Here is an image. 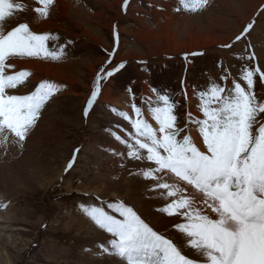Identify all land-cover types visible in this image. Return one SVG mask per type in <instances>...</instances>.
Here are the masks:
<instances>
[{
  "label": "rangeland",
  "instance_id": "obj_1",
  "mask_svg": "<svg viewBox=\"0 0 264 264\" xmlns=\"http://www.w3.org/2000/svg\"><path fill=\"white\" fill-rule=\"evenodd\" d=\"M12 2L22 4L24 10L14 11L0 22V30L7 32L27 23L33 32L57 37L48 41L50 49L64 47V55L57 61L12 59L15 67L10 73H32L28 87L18 86V90L27 94L41 81L63 87L42 109L22 147L11 132L6 133V141L0 136V264H74L89 254L100 261L94 253L100 243L108 241L109 234L100 231L104 234L101 241L90 234L84 237L82 231L89 228L90 219L81 205L92 202L111 213L107 203L119 200L109 199L112 192L124 196L122 201L128 205L141 208L143 216L148 210L158 215L155 223L160 227L167 226L168 220L171 225L166 230L175 232L172 226L183 218L156 211L170 200L163 199L164 190L154 188L156 180L143 177V171L154 165L146 159L128 158L126 147L108 135L109 126L122 137L134 132L112 109L127 110L135 118L131 108L135 103L156 126L144 102L146 95L155 98L150 91L154 88L177 105L174 114L184 127L189 111L202 118L197 111L199 91H206L211 83L229 88L239 82L246 88L244 70L254 71L253 91L257 102H264L260 75L264 72V0H208L194 12L183 10L178 0H130L126 10L124 0H55L47 18L34 11L40 7L37 0ZM48 22L53 26L42 29ZM249 23L253 27L241 35ZM38 25L43 26L39 31ZM193 48H199L194 52L202 55H189L185 60V54L194 53L189 52ZM30 60L51 64L61 73L53 75V68L52 76L38 78L39 73L15 65ZM121 62L125 67L101 82V92L85 118L83 110L97 73ZM102 96L114 97L120 104L104 103ZM257 119H264V113ZM191 134L196 137L197 132ZM104 147L123 153L118 163L106 160ZM76 149L80 151L74 165L66 170ZM163 179L170 182L165 176ZM136 181L147 184L138 195L134 194ZM154 199L161 202L153 206Z\"/></svg>",
  "mask_w": 264,
  "mask_h": 264
},
{
  "label": "snow or ice",
  "instance_id": "obj_2",
  "mask_svg": "<svg viewBox=\"0 0 264 264\" xmlns=\"http://www.w3.org/2000/svg\"><path fill=\"white\" fill-rule=\"evenodd\" d=\"M37 2L40 7L34 11L47 18L55 0ZM207 2L178 0L183 10L193 12ZM128 4L129 0H124L125 10ZM23 10L20 3L0 0V22ZM253 23L244 28L243 34ZM55 39L47 33L33 32L27 23L7 32L0 30V136L5 141L6 133L11 132L22 147L42 109L63 87L41 81L27 94L20 93L18 86L28 87L32 73H10L15 67L10 61L18 57L60 60L64 47H48V41ZM189 55L202 53L185 54V60ZM107 63L111 64V59ZM124 67L125 62H121L109 70L100 69L83 110L85 118L97 101L101 82ZM255 71L260 70L257 67ZM260 75L264 80V72ZM253 77V70H244L246 88L239 82L229 88L211 83L206 91H199L197 111L202 118L189 111L184 127L178 125L174 114L177 105L154 88L150 91L155 98L145 97L144 102L156 126L135 103L131 105L135 118L112 109L134 132L122 137L109 126L108 135L126 147L128 158L146 159L154 165L143 171V177L156 180L154 188L164 190L163 198L170 200L156 211L181 217L183 222L172 226L175 232L162 231L135 206L120 200L107 203L111 213L102 206L81 205L94 227L110 234L106 244L97 246L95 255L114 258L118 264H264V119H257L264 113V102H257ZM192 131L197 132L195 138ZM79 151H74L66 170L73 167Z\"/></svg>",
  "mask_w": 264,
  "mask_h": 264
},
{
  "label": "bare ground",
  "instance_id": "obj_3",
  "mask_svg": "<svg viewBox=\"0 0 264 264\" xmlns=\"http://www.w3.org/2000/svg\"><path fill=\"white\" fill-rule=\"evenodd\" d=\"M258 8V5L257 6H254L253 8H252V12L251 13H253L256 9ZM46 25V26H45ZM44 26L45 27H43V26H40V25H38V27H37V31H39L40 30V27H43L42 29H48V28H50V27H52L53 25L50 23V22H48L47 24H45ZM36 26L37 25H35L34 27L36 28ZM200 49L199 48H196V49H191V51H189V52H194V51H199ZM17 63L15 64V65H17L19 68L21 67H24V68H27V69H30L31 71H35V72H37V75H38V73H39V77L38 76H36L35 77V79L38 77V78H41L42 76H45V75H47V77H48V75H50V76H52L51 75V72H50V69H53L54 68V74L53 75H55V73L57 74V73H61V71H60V68H58V67H53V65H51V64H45V63H36L35 61H33V60H30V61H28V62H19V61H16ZM18 63H20V64H22V66L21 65H18ZM36 74V73H35ZM63 74V73H62ZM59 75V74H58ZM61 76H64V75H61ZM58 77V76H57ZM53 78H55V77H53ZM56 79V78H55ZM38 80V79H37ZM34 82V81H33ZM20 92V91H19ZM26 92V91H25ZM24 93V92H23ZM143 94H145V93H143ZM146 95V94H145ZM153 95H146V97H152ZM155 97V96H154ZM101 99H102V101L104 102V103H117L118 102V100L116 99V98H114V97H111V96H102L101 97ZM119 103V102H118ZM120 104V103H119ZM121 105H122V103H121ZM116 106V105H115ZM123 106V105H122ZM122 106H120V107H122ZM120 107H118V108H120ZM124 110V109H123ZM125 111H127V110H125ZM130 115V114H129ZM122 122V121H121ZM126 123V122H125ZM123 126H124V124H123ZM116 130V129H115ZM123 136V135H122ZM127 137V136H126ZM195 138V137H194ZM104 152V153H103ZM103 154H108V156H107V159L106 160H108V161H114V162H116V163H118L119 162V158H120V156L119 155H115L114 153H117V152H115V151H111V149L110 148H106V147H104V150H103ZM119 153V152H118ZM100 155V154H99ZM62 171V170H61ZM61 171L59 172V174H57V180H58V177H59V175L61 174ZM72 173H73V171H72ZM159 176H162V174H159ZM165 177H167V176H165ZM164 178V177H163ZM167 179L170 181V182H172L171 181V179L169 178V177H167ZM134 194H136V195H138V193H139V191H141L143 188H145V186L147 185V184H145V183H143V182H140V181H136V183L134 182ZM105 188V187H104ZM130 188V187H129ZM129 190V189H128ZM102 192V191H101ZM141 194V193H140ZM113 198H116V199H119L120 201H122L123 200V198H124V196H121L120 195V193H118V192H112V195L109 197V199L111 200V199H113ZM108 199V200H109ZM164 199V198H163ZM88 201V203L90 202V199H88L87 200ZM151 201V200H150ZM143 202V201H142ZM159 202H161V199H159V200H157V201H155V199H154V201L153 202H151V204L153 205V204H155V205H158L159 204ZM150 203V202H149ZM92 205H94L92 202L89 204V205H87V204H85V206H92ZM155 205H153V206H155ZM141 212H142V209L140 208L139 209ZM146 218H148L149 220H151L152 221V223H153V226L154 227H156L158 230H166V228L167 227H169L170 225H171V223L168 221V220H166V223H167V226H165L164 228H162V227H160V225H158L157 223H155V220H158V219H160L159 218V216L158 215H155V214H153V212L151 211V210H148V211H146V215H144ZM0 221H1V217H0ZM82 223V222H81ZM89 228L88 229H85V230H83L82 232H86L85 234H84V237L86 238V237H89L90 235H94V236H96V237H98L99 239H100V241L101 240H103V238L102 237H104V234L103 233H101L100 231H98L95 227H94V225L92 224V223H90L89 222ZM1 228V227H0ZM2 233H1V230H0V235H1ZM90 234V235H89ZM86 235V236H85ZM89 235V236H88ZM76 236V238H81L80 237V235L79 234H76L75 235ZM92 237V236H91ZM109 238H110V234H109ZM91 242H92V240H91ZM103 243H107V242H103ZM92 247V246H91ZM93 248V247H92ZM95 254V253H94ZM87 257V258H86ZM85 258H83V260H80V261H76V262H74V264H118V261L116 260V259H114V258H105L104 259V257H102V256H100L101 257V259H100V261H95L96 260V258H95V256L94 255H92V254H89V255H87ZM82 259V258H81Z\"/></svg>",
  "mask_w": 264,
  "mask_h": 264
}]
</instances>
